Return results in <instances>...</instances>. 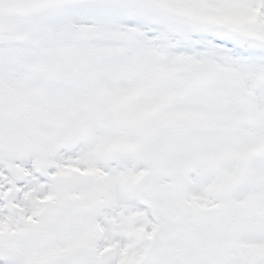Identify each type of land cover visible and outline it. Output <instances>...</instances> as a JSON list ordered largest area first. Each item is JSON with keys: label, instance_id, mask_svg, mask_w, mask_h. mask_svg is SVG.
I'll use <instances>...</instances> for the list:
<instances>
[{"label": "snow or ice", "instance_id": "snow-or-ice-1", "mask_svg": "<svg viewBox=\"0 0 264 264\" xmlns=\"http://www.w3.org/2000/svg\"><path fill=\"white\" fill-rule=\"evenodd\" d=\"M0 264H264V0H0Z\"/></svg>", "mask_w": 264, "mask_h": 264}]
</instances>
